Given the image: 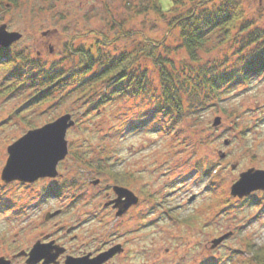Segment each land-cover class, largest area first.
Returning <instances> with one entry per match:
<instances>
[{"label":"rangeland","instance_id":"rangeland-1","mask_svg":"<svg viewBox=\"0 0 264 264\" xmlns=\"http://www.w3.org/2000/svg\"><path fill=\"white\" fill-rule=\"evenodd\" d=\"M240 1L245 31L236 28L230 40L212 35L197 63L180 46L179 30L170 27L172 15L139 12L150 0H0V27L22 34L11 51L47 67L76 66L79 47L118 56L153 39L181 78L200 66L222 71L239 64L250 48L244 43L247 34L264 30V0ZM136 68L146 70L148 93L113 94L102 103L96 101L104 83L63 85L48 100L26 108L22 105L32 87L8 92L0 86V183L9 145L64 114L75 120L58 178L26 187L0 185V253L23 236L51 231L52 224L43 227L40 213L32 210V215L28 208L37 204V191L60 186L66 191L59 200L49 199L43 212L67 209L72 195L84 192L67 217L75 220L77 211L88 209L84 199L99 195L95 198L102 201L112 184L126 185L139 196L128 214H113L108 224L113 232L124 233L128 264H238L248 257L251 244H264V191L242 198L231 194L241 173L264 170V75L225 84L216 94L206 87L194 90L193 78L187 83L193 92L182 96L178 113L157 109L154 100L162 85L151 59L141 55ZM226 233L229 237L212 248V241Z\"/></svg>","mask_w":264,"mask_h":264},{"label":"trees","instance_id":"trees-1","mask_svg":"<svg viewBox=\"0 0 264 264\" xmlns=\"http://www.w3.org/2000/svg\"><path fill=\"white\" fill-rule=\"evenodd\" d=\"M10 1L15 4L17 2ZM166 1L169 3L167 7L162 0H150L139 12L154 10L161 17L172 15L170 27L179 30L180 46L195 63L199 60V52L206 47L212 35L222 34L226 40H230L236 28L242 31L246 29L240 0ZM187 1L190 2L189 6ZM244 43L250 48L237 59L239 64L222 71L200 66L198 70H191L181 78L180 74H175L176 68L172 66V61L159 52L160 42L149 38L145 39L139 49L118 56L101 52L96 55L91 48L79 47L75 50L79 62L71 68L56 65L47 67L26 58L24 54L11 51L10 46H0V86L8 92L14 91L18 86L32 87L34 92L22 105L23 108L34 102L48 100L63 85L78 84L91 88L99 83L106 84L97 103L107 101L113 94L146 95L149 91L146 70L136 68L139 57L144 55L151 59L159 72L162 93L154 100L158 105L157 109L181 113L182 96L193 92L188 86L193 78L197 79L196 86L192 87L194 90L196 87H206L210 93L216 94L225 84L249 81L259 74L264 75V30L256 28L250 31ZM242 48L241 45L237 50L241 51ZM210 170L211 168L205 172ZM59 188L62 189L61 186ZM238 264H264V244H251L248 257Z\"/></svg>","mask_w":264,"mask_h":264},{"label":"flooded vegetation","instance_id":"flooded-vegetation-1","mask_svg":"<svg viewBox=\"0 0 264 264\" xmlns=\"http://www.w3.org/2000/svg\"><path fill=\"white\" fill-rule=\"evenodd\" d=\"M58 176L40 178L32 183L19 180L5 182L1 178L0 185L6 186L18 182L26 187L41 180L56 179ZM117 186L132 191L126 185L112 184L109 191H106L103 196L100 195L102 201L95 198L99 195L84 199V206L88 209L86 211H77V209L74 215L75 220H72V216L67 220V217L77 208V204H80L82 199L79 197H84V192L72 195L73 198L67 206V209H71L70 211L65 208L66 206H61L43 212V205L49 199L59 200L62 193L65 194L66 191L60 188L37 191L36 197L39 201L37 200V204L32 203L28 208H31V212L37 210L35 213H40V222L43 227L49 229L51 223V231H42L35 237H32V234L23 236L19 241L15 239L18 244L14 248L12 245L8 249H2L0 259L3 261L0 264H128V252L125 246L127 242L124 241V233L121 230L113 232L111 227L108 228V224L113 214L116 218L128 214L129 210L139 203V199L119 213L126 204L124 201L126 198L123 197L121 201H118L119 196L115 190ZM85 192L87 194L90 191L85 190ZM99 223L102 224L100 230L96 227ZM36 247L37 251L34 252ZM43 253H48V256H44ZM53 256L54 260L51 259Z\"/></svg>","mask_w":264,"mask_h":264},{"label":"water","instance_id":"water-1","mask_svg":"<svg viewBox=\"0 0 264 264\" xmlns=\"http://www.w3.org/2000/svg\"><path fill=\"white\" fill-rule=\"evenodd\" d=\"M22 37L19 32H12L6 29V25L0 27V46L9 47L14 42ZM220 120L216 118L215 125L219 124ZM75 125V120L71 114H64L56 120L43 125L42 127L31 129L27 131L22 137L17 139L8 146V158L2 170L1 178L5 182L19 180L22 182H35L40 178L57 177L58 164L68 155V140L66 135L68 129ZM54 132L55 136L50 137L48 134ZM41 145L39 149L32 147L27 151H22L26 146ZM224 153L220 154L223 158ZM246 177H253L252 180L244 179ZM99 180L93 181L97 184ZM119 196L118 201L123 197L126 202L123 210L125 211L129 206L138 201V197L129 189L123 187H115ZM262 190L264 191V170L249 169L240 174V179L231 187V194L240 198L250 195L252 192ZM230 233H226L219 238L212 241V248L222 243ZM37 251V247L34 252ZM0 259V263H2Z\"/></svg>","mask_w":264,"mask_h":264},{"label":"snow or ice","instance_id":"snow-or-ice-1","mask_svg":"<svg viewBox=\"0 0 264 264\" xmlns=\"http://www.w3.org/2000/svg\"><path fill=\"white\" fill-rule=\"evenodd\" d=\"M50 137H54L55 136V133L54 132H51V133H49L48 134ZM32 147H35V148H37V149H39L40 147H41V145H34V146H26L24 149H22V151H27V150H29V148H32ZM244 179H247V180H252V179H254L253 177H246V178H244ZM43 255L44 256H48V253H43ZM38 259H39V257H38ZM51 259L52 260H54L55 259V257L53 256V257H51Z\"/></svg>","mask_w":264,"mask_h":264}]
</instances>
